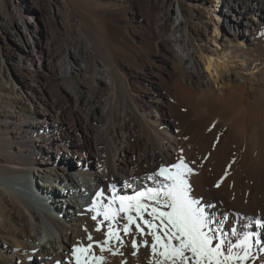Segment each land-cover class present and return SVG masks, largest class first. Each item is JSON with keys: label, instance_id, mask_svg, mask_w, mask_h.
<instances>
[{"label": "bare ground", "instance_id": "bare-ground-1", "mask_svg": "<svg viewBox=\"0 0 264 264\" xmlns=\"http://www.w3.org/2000/svg\"><path fill=\"white\" fill-rule=\"evenodd\" d=\"M174 4V17L160 7L155 18V35L172 33L164 77L152 49L125 31L103 43L114 50L123 38L127 60L98 58L100 41L67 0H0V116L12 135H0V264H75L88 233L104 239L89 211L95 194L160 187L149 177L181 155L192 195L226 239L254 232L261 241L243 264H264V0ZM210 99L226 119L203 107ZM123 239L111 242L122 255L96 249L105 264H149V250L134 256L131 241L150 237Z\"/></svg>", "mask_w": 264, "mask_h": 264}, {"label": "snow or ice", "instance_id": "snow-or-ice-1", "mask_svg": "<svg viewBox=\"0 0 264 264\" xmlns=\"http://www.w3.org/2000/svg\"><path fill=\"white\" fill-rule=\"evenodd\" d=\"M193 174V168L181 155L176 163L161 166L149 177L166 182L160 187H146L133 195L117 194L114 185L109 196L103 190L98 191L89 211L94 212L91 218L97 222L95 231L103 230L104 239L94 240L88 233V243L72 250L75 264H105V257L98 255L96 249L100 253L122 255L113 249L111 242L123 244V236L136 234L151 238L139 243L136 239L131 241L132 255L141 246L149 250V264H243L261 241L255 239L254 232L244 233L238 243L226 239L223 225L214 223L207 211L211 206L203 205L192 195L189 177ZM220 183L215 187L219 188ZM121 218L125 221L122 227ZM255 224L261 225V221L257 219ZM231 235L238 236L235 227Z\"/></svg>", "mask_w": 264, "mask_h": 264}, {"label": "rangeland", "instance_id": "rangeland-1", "mask_svg": "<svg viewBox=\"0 0 264 264\" xmlns=\"http://www.w3.org/2000/svg\"><path fill=\"white\" fill-rule=\"evenodd\" d=\"M67 1L71 9L75 13V15L84 21L88 29H90L93 35H95L100 41L99 46L94 42H92L91 45L92 49L96 51V55L98 58L102 60L104 59L107 62L117 61L121 57L122 60L124 59V57L125 60H127L126 57L130 56L132 53L130 48L128 47L129 45L124 42L125 40L123 38H120L118 36V40L120 41V43L118 44L119 46L114 50H111L108 47L105 48L104 46L105 43L104 38L106 35L109 36V34L111 33L110 35L115 34L117 36L118 32L120 34V31H125L128 32L130 35L135 36L138 39L139 44L143 45L145 48L152 49V51L154 52L151 53L153 60L157 63V65L162 67L159 70V72L161 73L162 76L168 77L166 70H164L165 69L164 66H166L167 64L165 60H163V50L165 43V42L163 43V41L166 40V37L168 38L169 35H172V33L169 34L167 27L164 31L165 33L163 37H158L157 35H155V23H156L155 18H156V12L160 7H162L167 14L170 13V15L174 17L175 0H158V1L157 0H153V1L152 0H67ZM46 11L54 12L55 17L57 16V13L61 14L62 12V10L61 12L57 11V7H49L48 5L46 7ZM114 28H116V30ZM119 28L122 30H119ZM188 29L190 30L192 29V24L191 25L189 24ZM85 41L84 39H82L81 42L77 44V46L83 49L84 48L83 45ZM103 46L105 49L104 51L105 53L103 52L104 50ZM100 48H102L103 50H100ZM262 48L264 49V43L262 45ZM124 52H126V54ZM64 54H66V51H63L61 55ZM123 54L126 56H124ZM100 59L96 60L94 63H90L92 73L95 70L99 69V66H101V63L99 62L101 61ZM73 62H74L73 64H75V67H78L80 65L78 61L74 60ZM5 63L8 64V62ZM251 87H256V86L249 84L247 100H251V99L253 100L255 98L254 92L252 91ZM215 106L216 105L212 102L211 99L203 104V107L209 110V113L213 118L220 117L226 119L227 118V114H225L226 112L224 111L222 112L218 110L217 106L216 107ZM8 134L9 136L12 137L11 133L10 132L8 133V130L3 125L0 116V135H2V138H7ZM69 160H72V157L69 156ZM94 162L95 159L93 158V156H91L88 159V163L93 164ZM122 189H125L123 185L116 186L117 193L120 192Z\"/></svg>", "mask_w": 264, "mask_h": 264}]
</instances>
